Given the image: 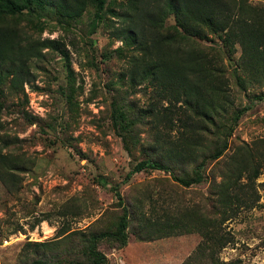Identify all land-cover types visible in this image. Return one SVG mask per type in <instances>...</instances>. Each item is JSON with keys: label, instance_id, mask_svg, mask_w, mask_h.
<instances>
[{"label": "trees", "instance_id": "obj_1", "mask_svg": "<svg viewBox=\"0 0 264 264\" xmlns=\"http://www.w3.org/2000/svg\"><path fill=\"white\" fill-rule=\"evenodd\" d=\"M105 1L0 0V183L8 193L19 191L24 175L35 165V157L25 149L33 141L18 133L33 124L46 133L45 127L50 126L25 108V85L32 86L35 79L31 62L43 56L50 41L28 35L21 21L37 18L42 31L36 6H54L60 15L75 18L88 3L95 8V28ZM120 7L125 11L114 14L121 22L113 25L115 38L122 43L112 52L127 59L128 71L114 82L122 84L127 74L129 83L145 84L153 94L146 107L113 99L109 117L128 151L137 126L155 131L154 140H148L153 148L132 166L127 178L147 168L168 172L166 178L182 188L208 180L205 207L175 205L162 192L146 208V194L131 200L116 187V201L110 207L85 228L72 229L69 220L89 212L85 201L71 199L55 213L63 224L54 237L25 242L22 255H26L20 264H109L100 243L121 248L128 242L129 231L144 241L198 233L200 241L180 264H241V259L220 256L233 240L223 224L239 208L249 210L258 203L257 186L264 188V181L256 182L264 173V135L252 142L241 141L226 154L246 108L230 109L231 82L224 58L226 49L228 55L233 54L238 44L244 75L235 70V83L241 85L245 77L264 83V9L248 0H127ZM169 15L174 16L173 24L166 23ZM208 34L217 36L222 46L197 41L207 39ZM62 91L72 119L78 114L76 88L69 82ZM7 116H13L11 121L19 126L13 134L5 128ZM51 215L49 211L35 216L31 228Z\"/></svg>", "mask_w": 264, "mask_h": 264}, {"label": "rangeland", "instance_id": "obj_2", "mask_svg": "<svg viewBox=\"0 0 264 264\" xmlns=\"http://www.w3.org/2000/svg\"><path fill=\"white\" fill-rule=\"evenodd\" d=\"M126 2L106 0L102 18L95 28L92 25L95 8L88 3L75 18L60 15L54 6H36L42 31L38 29L37 18L20 23L28 35L50 41L43 56L31 62L30 69L35 75L33 85H25L28 95L25 108L44 118L50 126L45 127L46 133L39 130L37 124L18 133L19 137L33 141L25 144V149L35 157V165L24 175L17 193H8L0 183V264H20L26 255H22V249L27 241L52 239L63 224V219L55 213L71 199L85 201L89 212L86 217L69 220L72 229L85 228L110 207L116 201V187L131 200L141 193L146 194V208L158 201L162 192L167 193L166 199L171 198L175 205L205 207L208 180L182 188L166 178L168 172L147 168L127 178L132 166L147 157L153 148L148 140H154L155 131L137 126L134 141L128 142L132 145L128 151L109 117V104L113 99L134 107H146L153 94L151 87L145 84L129 83L127 74L122 84L114 82L128 71L127 59L123 61L112 52L122 43L115 38L113 24L121 22L117 14L125 11L120 5ZM248 3L264 9V0H248ZM174 22V16L169 15L166 23ZM197 41L206 46H222L214 34H208L207 39L197 38ZM240 54L237 44L233 54L228 55L226 49L224 58L231 82L233 105L230 109L246 108L230 137L226 154L241 141L252 142L264 135V98L258 97L264 95V83L250 81L245 76L241 85L235 83V70L244 75L239 68ZM69 82L76 88L78 103V114L72 119L62 91L68 88ZM12 118H3L11 134L19 128ZM263 181L264 173L256 182ZM257 191L260 198L255 207L239 208L237 215L223 224L233 236L220 253L223 260L264 264V188L258 185ZM49 211L52 213L49 220L31 228L35 216ZM200 239L198 233H189L144 241L129 231L125 246L115 248L100 243L99 248L108 257L109 264H180Z\"/></svg>", "mask_w": 264, "mask_h": 264}]
</instances>
